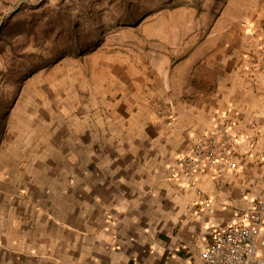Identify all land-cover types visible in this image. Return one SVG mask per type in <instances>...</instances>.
<instances>
[{
    "label": "crops",
    "instance_id": "1",
    "mask_svg": "<svg viewBox=\"0 0 264 264\" xmlns=\"http://www.w3.org/2000/svg\"><path fill=\"white\" fill-rule=\"evenodd\" d=\"M169 18L153 22L152 59L103 63L68 125L0 158V264H191L264 200V0H222L197 39ZM230 122L235 173L169 179L176 155ZM202 200L213 211L196 216Z\"/></svg>",
    "mask_w": 264,
    "mask_h": 264
},
{
    "label": "rangeland",
    "instance_id": "2",
    "mask_svg": "<svg viewBox=\"0 0 264 264\" xmlns=\"http://www.w3.org/2000/svg\"><path fill=\"white\" fill-rule=\"evenodd\" d=\"M221 2L0 0L1 161L46 139V127L68 125L77 95L84 101L93 78L108 73L103 63L152 59L153 22L160 27L176 13L173 28L197 39Z\"/></svg>",
    "mask_w": 264,
    "mask_h": 264
},
{
    "label": "built area",
    "instance_id": "3",
    "mask_svg": "<svg viewBox=\"0 0 264 264\" xmlns=\"http://www.w3.org/2000/svg\"><path fill=\"white\" fill-rule=\"evenodd\" d=\"M258 48L264 72V38ZM236 143L233 122L215 123L168 163L169 179L178 185L192 187L203 173L220 177L235 173L238 169L234 154ZM195 205L196 216L213 211L208 201L202 200ZM238 217V222L212 229L199 260L191 264H264V200H258Z\"/></svg>",
    "mask_w": 264,
    "mask_h": 264
}]
</instances>
